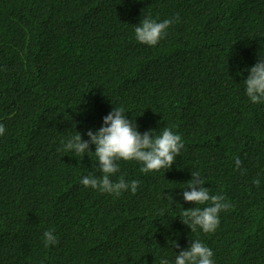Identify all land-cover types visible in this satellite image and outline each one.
Returning <instances> with one entry per match:
<instances>
[{
	"label": "trees",
	"instance_id": "trees-1",
	"mask_svg": "<svg viewBox=\"0 0 264 264\" xmlns=\"http://www.w3.org/2000/svg\"><path fill=\"white\" fill-rule=\"evenodd\" d=\"M177 15L156 46L135 39L143 19ZM150 55L168 59L167 86L146 83ZM260 56L264 0H0V264H174L197 239L215 264H264V103L244 82ZM113 107L184 143L167 170L117 162L111 179L139 181L134 195L83 186L101 175L95 146L61 143L88 140ZM196 172L231 205L213 233L181 222Z\"/></svg>",
	"mask_w": 264,
	"mask_h": 264
},
{
	"label": "clouds",
	"instance_id": "clouds-1",
	"mask_svg": "<svg viewBox=\"0 0 264 264\" xmlns=\"http://www.w3.org/2000/svg\"><path fill=\"white\" fill-rule=\"evenodd\" d=\"M174 22H179L178 15L161 22L145 18L135 27V39L140 44L156 46ZM139 69L146 76V83L151 87L162 88L170 82L167 78L168 59L160 61L153 55L143 57ZM247 71L249 75L244 80L247 97L254 104L264 103V57L260 56ZM125 113L123 107H113L103 117V123L98 130L95 132L88 130L85 133L88 140H82L81 134L76 132L75 135L67 138L66 142H61L65 152L71 151L76 154L88 153L89 146H95L94 154L97 157L96 161L99 162L98 169L101 175L84 176L80 180L83 186L115 196L128 190L134 195L138 190L139 181L133 180L128 183L123 178L116 181L111 179L120 170L118 161H136L142 164L140 171L143 173L167 170L175 163L184 148L182 137L172 128L166 127L158 133L152 129L140 133L134 121L125 117ZM5 130V126L0 124V135H3ZM262 136L264 137V134ZM235 165L236 168L241 167L238 158ZM191 176L188 185L190 191L183 192V199L196 206L183 211L181 222L187 225L191 232H196L199 228L204 233H213L220 223L219 214L230 209L231 205L223 195L211 194L209 188L203 187L205 181L198 172ZM253 183L259 186L260 181L254 179ZM43 238L46 248L58 243L52 229L46 230ZM213 255L212 249L200 240H192L187 249L181 250L176 255L174 264H215ZM160 264H170V262L167 258H162Z\"/></svg>",
	"mask_w": 264,
	"mask_h": 264
}]
</instances>
